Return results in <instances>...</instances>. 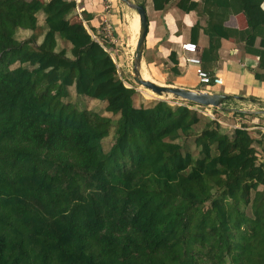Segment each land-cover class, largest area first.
I'll use <instances>...</instances> for the list:
<instances>
[{
    "label": "trees",
    "instance_id": "obj_1",
    "mask_svg": "<svg viewBox=\"0 0 264 264\" xmlns=\"http://www.w3.org/2000/svg\"><path fill=\"white\" fill-rule=\"evenodd\" d=\"M188 1L178 7L197 8ZM209 1L208 51L235 35L224 17L243 13L238 33L264 69V0ZM76 8L0 0V264H264V163L255 149L264 135L223 131L217 119L162 100L136 106L113 43L92 37L85 10L70 21ZM71 87L105 102L115 122L79 109ZM203 117L195 157L176 139Z\"/></svg>",
    "mask_w": 264,
    "mask_h": 264
},
{
    "label": "crops",
    "instance_id": "obj_2",
    "mask_svg": "<svg viewBox=\"0 0 264 264\" xmlns=\"http://www.w3.org/2000/svg\"><path fill=\"white\" fill-rule=\"evenodd\" d=\"M110 1L111 3L106 5L104 0H79L80 7L92 15L89 21L91 27H98L100 21L107 20L112 24L113 29L116 28L120 17L124 16L122 12L124 8L120 6L119 0ZM134 1L143 3L147 14L148 30L141 70L146 72L148 78L151 77L153 81L157 78L168 79V82H165L167 86L224 95L227 99L224 100L221 108L207 106V109L218 112L221 116L220 121L226 125L231 124L233 129L245 126L252 133L259 132L258 134L264 135L262 133L263 114L238 112V110L264 109V80L256 79L254 75L257 71L264 76V69L259 68V57L244 49L246 42L238 33L247 27L244 14L231 11L224 17L221 26L230 34L234 32L236 36L232 34L227 38L221 37L215 47L208 51L207 29L210 23V12L215 11L212 1L190 0L187 5L190 2L197 3V8L190 11H183L178 7L180 0H171L163 8H155L152 0ZM261 8L264 11V1ZM135 15L134 12L133 16ZM114 40L115 43L118 41L115 35ZM186 42L197 45L202 69L212 76H220L223 80L222 85L212 88L198 87L195 67L185 61L188 53L183 50L182 45ZM259 42L258 38L255 42L256 48ZM174 68L177 74L173 73ZM217 122L219 123L218 120ZM255 149L258 161L264 163V138L262 143L255 144Z\"/></svg>",
    "mask_w": 264,
    "mask_h": 264
},
{
    "label": "rangeland",
    "instance_id": "obj_3",
    "mask_svg": "<svg viewBox=\"0 0 264 264\" xmlns=\"http://www.w3.org/2000/svg\"><path fill=\"white\" fill-rule=\"evenodd\" d=\"M134 1V0H133ZM77 2V7L79 5V0H76ZM116 2V1H114ZM120 2V1H119ZM135 2V1H134ZM106 5L110 4L111 1L109 0H104V4ZM120 6H122L124 16L120 17V22L116 24V28L113 30L115 33V37H117L118 41L114 44L113 46V51H111V56L115 59V62L118 66L117 69V76L119 79L123 81V84L128 87V88H133L136 91V94L134 96L135 104L136 106L139 105H147L149 102H154V101H159V100H172L173 97L169 95H156L153 93V96L147 97L145 94L140 90V88H144L141 86L139 83H137L134 79V66H133V58L135 54V49H134V43H135V38L133 35V20L135 18L134 15V10L129 9L126 7L124 4L120 2ZM82 7L76 8L74 12L70 15L69 20L70 21H80L82 20L83 14H82ZM42 16V15H40ZM84 25L88 27L87 22L83 21ZM103 21H100L98 24V27L95 26V33L100 35L102 31V25ZM111 24V23H110ZM90 26V25H89ZM91 27V26H90ZM89 29V28H88ZM29 33V32H28ZM27 33V34H28ZM26 35V34H25ZM148 77V76H147ZM149 79V78H148ZM151 79V77H150ZM155 79V78H154ZM157 84L161 85H166L165 82H168V79L162 80L160 78H157L154 80ZM201 86L200 84L198 87ZM70 95L68 100L73 102L79 109H86L88 112L92 113H98L101 115H107L111 116L113 122L116 120V116H112L109 114L106 109H105V102L95 100L93 98L85 97L82 95H77L73 90V87L70 88ZM145 90V89H144ZM147 92H150L149 90H146ZM167 103V102H166ZM171 103V102H170ZM194 103V102H190ZM168 104V103H167ZM212 112V111H211ZM213 118L217 119L219 121V125L223 131H232L233 126L226 125L220 121V115L218 112H212ZM206 118V117H205ZM204 117L202 118L199 125H196L194 128V131L190 132L188 135H182L180 134V137L176 139L178 143L181 144L182 146V151L183 152H191L195 157L198 156L197 149L195 148L194 145V137L201 132V130L204 128V125L206 122V119ZM226 118V117H224ZM229 123V122H228ZM217 127V126H215ZM113 132V129H112ZM112 143V137L110 136L107 141H105L104 148L107 150Z\"/></svg>",
    "mask_w": 264,
    "mask_h": 264
},
{
    "label": "water",
    "instance_id": "obj_4",
    "mask_svg": "<svg viewBox=\"0 0 264 264\" xmlns=\"http://www.w3.org/2000/svg\"><path fill=\"white\" fill-rule=\"evenodd\" d=\"M122 4H124L129 9L134 10L138 16L140 21V28L138 33V38L136 41L135 46V54L133 58V66H134V79L137 83H139L141 86H143L146 89L151 90L157 95H163V94H171L172 97L180 98L182 100H186L188 102H194L196 104L202 105V106H211L216 108H221L222 103L224 100L227 99L226 96L216 93H208V92H202V91H194L179 87H172V86H162L157 83H155L151 79H145L141 74V65H142V54L144 51V44H145V37L148 30V20H147V14L146 9L143 5L134 2L133 0H119ZM238 112H244L247 114H263L264 115V109L263 110H238Z\"/></svg>",
    "mask_w": 264,
    "mask_h": 264
},
{
    "label": "built area",
    "instance_id": "obj_5",
    "mask_svg": "<svg viewBox=\"0 0 264 264\" xmlns=\"http://www.w3.org/2000/svg\"><path fill=\"white\" fill-rule=\"evenodd\" d=\"M76 2V0H75ZM77 3V2H76ZM78 8V7H77ZM102 31L101 34L103 33V37L102 35H94L92 34V37L99 42L102 45L103 41H107L108 43H113V45L115 44V40H114V36L112 34L113 32V26L112 24H110L107 20L104 21L103 25H102ZM182 48L185 52L188 53V56L185 57V61L187 64H191L195 67V75L196 78L198 80V83L204 87V88H212L214 86H219L223 84V80L220 76H212L210 73H208L207 71H205L204 69H202L201 67V58L198 55V47L195 43L193 42H186L182 45ZM105 49V48H104ZM106 50V49H105ZM114 49H110L109 53L111 54V51H113ZM165 102H167L170 106H186L187 108L191 109V110H195L196 112L205 115V116H209L210 118H213L212 112L210 110H208L207 106H202L196 103H190L186 100H182L180 98H175L173 97L172 100H164ZM171 102V103H170ZM211 107V106H210ZM264 132V130H263Z\"/></svg>",
    "mask_w": 264,
    "mask_h": 264
},
{
    "label": "bare ground",
    "instance_id": "obj_6",
    "mask_svg": "<svg viewBox=\"0 0 264 264\" xmlns=\"http://www.w3.org/2000/svg\"><path fill=\"white\" fill-rule=\"evenodd\" d=\"M135 18L133 20V35H134V38H135V43H134V49H135V46H136V41H137V38H138V33H139V28H140V21H139V16L138 14L135 12ZM143 66V65H142ZM141 73H142V76L145 78V79H148L147 75L145 74L146 72H143V70H141ZM162 86H166V85H162ZM145 90H149V89H146L144 88ZM150 94L153 96V93L151 90H149ZM155 94V93H154ZM157 95V94H156ZM163 95H167V94H163ZM169 96H173L171 94H168ZM161 96V95H159Z\"/></svg>",
    "mask_w": 264,
    "mask_h": 264
},
{
    "label": "clouds",
    "instance_id": "obj_7",
    "mask_svg": "<svg viewBox=\"0 0 264 264\" xmlns=\"http://www.w3.org/2000/svg\"><path fill=\"white\" fill-rule=\"evenodd\" d=\"M215 108V107H214Z\"/></svg>",
    "mask_w": 264,
    "mask_h": 264
}]
</instances>
